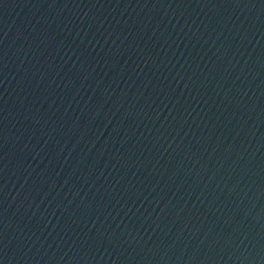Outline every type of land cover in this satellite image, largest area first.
Segmentation results:
<instances>
[{"label":"water","instance_id":"water-1","mask_svg":"<svg viewBox=\"0 0 264 264\" xmlns=\"http://www.w3.org/2000/svg\"><path fill=\"white\" fill-rule=\"evenodd\" d=\"M0 264H264V0H0Z\"/></svg>","mask_w":264,"mask_h":264}]
</instances>
